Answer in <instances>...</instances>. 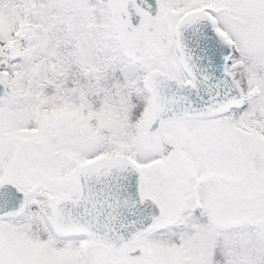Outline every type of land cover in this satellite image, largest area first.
<instances>
[{"label": "snow or ice", "instance_id": "1", "mask_svg": "<svg viewBox=\"0 0 264 264\" xmlns=\"http://www.w3.org/2000/svg\"><path fill=\"white\" fill-rule=\"evenodd\" d=\"M0 264H264V0H0Z\"/></svg>", "mask_w": 264, "mask_h": 264}]
</instances>
